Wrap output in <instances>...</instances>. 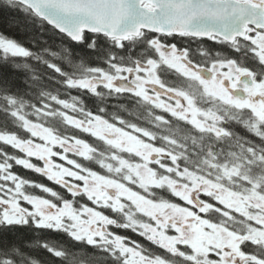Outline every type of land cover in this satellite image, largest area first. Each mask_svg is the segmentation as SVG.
<instances>
[{"label": "snow or ice", "instance_id": "6c2138e0", "mask_svg": "<svg viewBox=\"0 0 264 264\" xmlns=\"http://www.w3.org/2000/svg\"><path fill=\"white\" fill-rule=\"evenodd\" d=\"M0 264H264V0H0Z\"/></svg>", "mask_w": 264, "mask_h": 264}]
</instances>
